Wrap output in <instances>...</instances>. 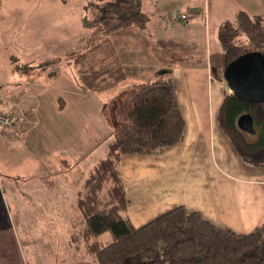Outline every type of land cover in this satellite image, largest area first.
<instances>
[{
	"label": "crops",
	"instance_id": "crops-1",
	"mask_svg": "<svg viewBox=\"0 0 264 264\" xmlns=\"http://www.w3.org/2000/svg\"><path fill=\"white\" fill-rule=\"evenodd\" d=\"M253 1L260 5L263 0ZM47 3L53 7L61 1ZM254 4L247 9L238 7L236 16L245 12L264 18V5ZM42 16L38 15V23ZM193 66L181 69L185 72L178 77L179 84L171 80L185 123L182 141L163 152L126 154L119 160L127 199L123 216L139 227L183 207L218 228L250 233L264 225V168L245 163L218 123L220 88L229 93L227 87L213 83L219 81L207 65ZM162 69L178 70L172 66ZM122 82L103 92H83L68 71L54 77L49 72L33 81L14 73L11 64L5 73L0 71V113L14 119L0 124V264H25L14 216L31 209L25 204L24 210L22 206L12 208L3 202L7 193L1 182L12 185L19 178H37L48 183L49 177L79 167L80 179L72 181L70 186H74L65 193L75 215L78 191L93 167L107 156L112 127L106 106L123 91L115 97L111 94ZM53 198L58 201L62 196Z\"/></svg>",
	"mask_w": 264,
	"mask_h": 264
},
{
	"label": "trees",
	"instance_id": "trees-1",
	"mask_svg": "<svg viewBox=\"0 0 264 264\" xmlns=\"http://www.w3.org/2000/svg\"><path fill=\"white\" fill-rule=\"evenodd\" d=\"M139 3L140 0H86L83 27L90 30L92 42L86 50L38 63H21L11 57L13 72L33 81L42 74L50 72L54 77L69 70L83 92L113 88L126 78L125 72L103 65L102 59L99 72L86 73L92 67L86 60L109 42V36L129 27L145 26L147 15L139 11ZM236 17L246 42L240 46L224 42L221 62L211 65L219 80H223L225 67L239 56L254 51L264 56V18L245 12ZM110 104L113 116L109 121L112 132L107 156L86 177L74 201L76 213L68 220L66 249L80 254L77 264H264V225L240 234L218 228L200 213L187 212L183 207L139 227L123 216L127 199L119 170L121 156L155 154L173 147L182 141L185 123L170 79L133 84ZM246 113L253 118L258 133L253 141L237 127V119ZM218 123L245 163L264 168V104H251L225 93Z\"/></svg>",
	"mask_w": 264,
	"mask_h": 264
},
{
	"label": "rangeland",
	"instance_id": "rangeland-1",
	"mask_svg": "<svg viewBox=\"0 0 264 264\" xmlns=\"http://www.w3.org/2000/svg\"><path fill=\"white\" fill-rule=\"evenodd\" d=\"M47 1L0 0L1 74L12 65L11 57L21 63L31 60L38 63L43 59L62 57L65 53L86 50L91 45L88 37L90 30L88 32L83 27L86 0H60L61 3L53 7ZM139 4V11L147 15L145 26L129 27L109 36V42L86 60L88 66H92L86 73L99 72L102 59L105 60L103 65L112 69L119 67L125 72L126 78L111 91L114 97L132 84L154 82L159 78L173 79L177 85L180 75L185 72L181 69L194 67L196 63L199 68L206 65L210 67L209 72L213 76L211 65L221 62L224 42L239 46L245 44L235 13L238 7L252 8L254 1L140 0ZM257 4L256 1L254 6L260 8L264 0L260 5ZM40 14L43 16L38 23ZM177 17L186 18V23L181 20L176 24L170 21ZM163 66L178 70L161 75L160 72H168L162 69ZM66 71L72 76L73 71ZM172 72L175 77H171ZM217 81L213 83L218 85L222 82L227 87L224 79ZM220 92L223 99L225 92L221 88ZM227 92L231 93L228 87ZM110 102L109 110L106 109L105 113L108 121L113 116ZM257 134L247 133L246 136L249 141H253ZM109 138L111 140V136ZM80 169L76 167L66 175L49 177L48 183L37 178H19L12 185L10 182L5 183V180L1 182L7 193L6 200L3 196V202H8L12 208L22 206L24 210V204L31 208L25 209L24 215L14 216L17 227L15 234L26 256L25 264L80 262V254L66 249L70 229L68 220L73 211L65 195L74 186H70V183L80 179ZM1 175L0 172V179ZM55 194L62 198L57 201L53 198ZM16 213L19 214V210Z\"/></svg>",
	"mask_w": 264,
	"mask_h": 264
},
{
	"label": "water",
	"instance_id": "water-1",
	"mask_svg": "<svg viewBox=\"0 0 264 264\" xmlns=\"http://www.w3.org/2000/svg\"><path fill=\"white\" fill-rule=\"evenodd\" d=\"M166 71L160 72L165 74ZM223 79L229 91L238 99L251 104H264V56L248 52L230 62L224 69ZM237 127L248 134H255L250 114L237 119Z\"/></svg>",
	"mask_w": 264,
	"mask_h": 264
},
{
	"label": "built area",
	"instance_id": "built-area-1",
	"mask_svg": "<svg viewBox=\"0 0 264 264\" xmlns=\"http://www.w3.org/2000/svg\"><path fill=\"white\" fill-rule=\"evenodd\" d=\"M179 20H181L183 23H186V18H181L180 19L179 17H177L176 19H174V18L170 19V21L172 23H175V24L178 23ZM13 122H14V119L9 120L7 117L3 116V114L0 113V123L10 124V123H13Z\"/></svg>",
	"mask_w": 264,
	"mask_h": 264
}]
</instances>
